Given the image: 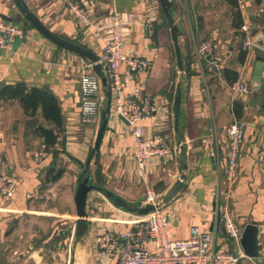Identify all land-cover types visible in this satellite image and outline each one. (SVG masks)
Instances as JSON below:
<instances>
[{
	"label": "crops",
	"instance_id": "obj_1",
	"mask_svg": "<svg viewBox=\"0 0 264 264\" xmlns=\"http://www.w3.org/2000/svg\"><path fill=\"white\" fill-rule=\"evenodd\" d=\"M81 1L94 17L90 29L79 26L67 0H25L49 29L98 56L110 39L106 25L116 11L120 13L125 52L150 63L142 72H131L124 65L122 93L151 98L156 107L152 118H143L138 124L145 136L166 137L172 150L169 159L156 156L141 164L135 155L132 127L109 112L100 148L91 162L93 181L137 203L144 200L147 189L165 195L184 173L185 185L161 206L172 240L190 238L195 225L215 233L218 205L229 208L240 226L255 222L264 228V169L259 164L264 155V68L261 88L256 91L253 75L261 49L256 45L245 49L242 29L245 24L250 29L263 28L264 0H243V7L238 0H172L174 16L182 26L183 71L159 0ZM148 18L153 20V33L146 27ZM6 21L24 30V36L0 49V95L18 83L46 90L60 104L62 124L57 128L55 122L45 119L41 108L33 115L20 100L0 97V173L9 172L19 179L11 201L5 204L0 198V264H60L44 247L58 230L67 236L66 226L71 230L75 226L74 193L100 125L80 120L81 77L90 72L86 65L90 61L48 39L28 22L14 0H0V23ZM208 38L216 43L212 60L218 67L214 70L195 55L196 47ZM243 79L251 82V90L233 99L230 86ZM180 82L183 102L176 128L174 104ZM34 117L39 121L35 126L26 124ZM236 119L246 122L245 139L239 175L229 182L225 171L227 128ZM40 126L60 130L54 148H48L38 133ZM44 148L46 154L38 157ZM53 150H57V161ZM54 162L55 169L63 171L57 180L52 178L54 172L50 174ZM87 212L89 231L76 243L86 249L74 254L72 264H116L103 256L96 240L105 229L129 227V213L96 191L90 192ZM214 235L217 250L243 251L240 243L224 234ZM261 238L264 244V231ZM263 260L264 256H245L238 264H264Z\"/></svg>",
	"mask_w": 264,
	"mask_h": 264
},
{
	"label": "built area",
	"instance_id": "obj_2",
	"mask_svg": "<svg viewBox=\"0 0 264 264\" xmlns=\"http://www.w3.org/2000/svg\"><path fill=\"white\" fill-rule=\"evenodd\" d=\"M243 7V0H238ZM68 9L75 20L84 28H91L94 17L81 0H67ZM146 27L153 33L154 25L151 18L146 19ZM110 32V39L99 55L98 63L103 67V75L106 76L108 88L111 91L110 112L126 119L132 127V136L135 142L136 159L143 164L152 157H171V147L162 135L145 136L143 127L138 121L143 118H152L156 109L149 96L143 98L124 96L122 93V70L127 65L131 72L148 70L150 63L144 58L131 56L125 52L124 32L120 13L116 11L114 18L106 25ZM245 33V49L255 45L248 24L242 27ZM24 36V30L11 22L0 23V49H5ZM216 50V43L208 38L196 47L195 55L200 62H207L208 68L214 70L218 64L212 60V54ZM90 69L81 77L82 83V111L80 120L84 123L99 125L101 122V110L105 105V86L102 83V75L95 72L92 63L86 64ZM249 80H238L231 84L230 91L233 99H240L251 90ZM246 122L242 119L234 120L227 128L229 136L227 147V165L225 168L229 182L236 180L239 175L238 160L241 155V147L245 139ZM180 149L178 150L179 153ZM46 154L45 148L37 154L42 157ZM259 164L264 169V155H260ZM19 184V179L12 175L0 173V198L8 204L13 198L14 191ZM143 203L158 204L161 195L152 189L146 190ZM217 224L215 233L224 234L230 240L239 244L243 232L234 218L233 212L220 205L216 207ZM129 213L131 220L127 228H108L98 236L96 246L100 248L103 256L116 260V264H238L245 257L244 251L229 253L217 250L214 244V232L202 230L195 225L192 236L187 239L172 240L167 235L168 219L161 206L147 214ZM75 235V226L73 227ZM63 231L58 230L55 239L50 241L45 252L53 259L58 260L63 255L61 238ZM264 262V260H263ZM70 264V260L68 261Z\"/></svg>",
	"mask_w": 264,
	"mask_h": 264
},
{
	"label": "water",
	"instance_id": "obj_3",
	"mask_svg": "<svg viewBox=\"0 0 264 264\" xmlns=\"http://www.w3.org/2000/svg\"><path fill=\"white\" fill-rule=\"evenodd\" d=\"M19 9L20 12L23 13V15L26 17L28 22H30L37 30H39L42 34H44L48 39H50L53 43L60 47H65L78 55H82L87 60L92 63L93 68L96 72H100L102 74V83H104L105 86V105L103 106L101 110V117H100V125L96 134V140L94 142L93 147L90 150V153L88 155V161L84 167V169L79 174V178L77 181V186L75 189V208L77 212V217L75 220V235L77 240L83 238L88 233L89 228V212H87V201L90 195V192L96 191L98 193H101L106 198H108L113 205L119 209L124 210L132 213L137 214H147L152 211H154L156 208L168 204L179 192V190L185 185V174L183 173L182 176L175 181V183L172 185V187L168 190V192L161 197V200L158 202V204L154 205L151 203H143L142 201H139L137 203H133L125 199L123 196H120L119 194L113 192L112 190L104 187L103 185H99L98 183H95L93 181V175L91 171V162L96 152L99 150L102 136L106 130V127L108 125L109 119L108 114L110 112L111 107V91L108 88V83L106 76L103 75V67L100 63H98L99 56L90 50L87 47H84L83 45L76 44L64 37L59 36L55 32H53L51 29H49L44 23L41 22L40 18L31 11L25 0H14ZM160 6L162 8L165 20L167 24L171 27V34L173 39V44H175V50H176V56H177V63L179 64V69L181 71L184 70V63H183V55H182V49L181 44H179V36L182 32V26L179 22L176 21V18L174 16V8L172 7L173 2L172 0H159ZM28 24V23H27ZM26 24V25H27ZM252 34V41L255 43L257 47H259L261 50L257 56V64L256 68L254 70V90H259L261 88V75L264 68V26L263 28H259L258 26H253L251 29ZM182 83H179V86L177 88L176 96H175V104H174V112H175V118H176V128L179 126L180 122V110L182 106ZM38 117L34 118H28L27 123L29 126H35L38 123ZM181 153V152H180ZM179 153V154H180ZM186 167V163L184 159L181 160V169H184ZM9 176L11 173L7 172ZM264 228L263 226H259L255 222H250L243 227L242 236L240 239V244L243 248V251L246 256L249 258H260L264 256V244L262 243L261 234L263 233Z\"/></svg>",
	"mask_w": 264,
	"mask_h": 264
},
{
	"label": "trees",
	"instance_id": "obj_4",
	"mask_svg": "<svg viewBox=\"0 0 264 264\" xmlns=\"http://www.w3.org/2000/svg\"><path fill=\"white\" fill-rule=\"evenodd\" d=\"M235 78H237V75ZM0 97L2 99L14 98L20 100L25 108V111L33 115L37 113L38 108H41L43 117L55 122L57 128H61L62 121L60 115V104L57 99L50 95L46 90L28 88L26 85L18 83L16 85H9L8 88L1 92ZM37 130L38 133L44 137L47 147L54 148L59 141L58 134L60 133V130L57 129L56 132L53 129L44 128L43 126H40ZM52 152L54 154V160L57 161V150H53ZM94 156L96 157V154ZM55 165L56 162H54L53 168L50 170V174L51 172H54L52 178L57 180L61 177L63 171L59 169L56 170ZM97 183L101 186L103 185L100 181Z\"/></svg>",
	"mask_w": 264,
	"mask_h": 264
},
{
	"label": "rangeland",
	"instance_id": "obj_5",
	"mask_svg": "<svg viewBox=\"0 0 264 264\" xmlns=\"http://www.w3.org/2000/svg\"><path fill=\"white\" fill-rule=\"evenodd\" d=\"M68 226V227H67ZM66 228L68 230L67 236H62L61 242H62V249H63V256L58 259L60 264H68V261L70 260V264H72V259L75 253H78L79 251L82 252L86 248H84V245L81 244V242H78L76 235H73V228L71 230V226L67 225Z\"/></svg>",
	"mask_w": 264,
	"mask_h": 264
},
{
	"label": "bare ground",
	"instance_id": "obj_6",
	"mask_svg": "<svg viewBox=\"0 0 264 264\" xmlns=\"http://www.w3.org/2000/svg\"><path fill=\"white\" fill-rule=\"evenodd\" d=\"M83 254H84V253H83ZM84 256H85V255H84ZM79 258H80V257H79ZM78 262H79V261H78ZM82 263H83V262H82ZM82 263H81V264H82Z\"/></svg>",
	"mask_w": 264,
	"mask_h": 264
}]
</instances>
